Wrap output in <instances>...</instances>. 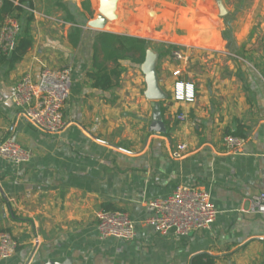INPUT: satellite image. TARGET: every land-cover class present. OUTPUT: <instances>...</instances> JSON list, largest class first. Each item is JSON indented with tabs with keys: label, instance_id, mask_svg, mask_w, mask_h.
Returning a JSON list of instances; mask_svg holds the SVG:
<instances>
[{
	"label": "crops",
	"instance_id": "obj_1",
	"mask_svg": "<svg viewBox=\"0 0 264 264\" xmlns=\"http://www.w3.org/2000/svg\"><path fill=\"white\" fill-rule=\"evenodd\" d=\"M32 3L39 15L70 26L33 20L31 48L18 63H0V141L11 138L32 152L26 164L0 159V233L17 243L0 264H191L199 255L215 264H264V215L251 202L264 193V0H118L116 17L100 30L88 26L101 16L100 0ZM100 33L143 40L145 53L159 54L167 94L159 120L128 58L119 61L116 86L92 87ZM175 46L188 57L179 78L172 76ZM44 67L70 71L69 127L57 135L23 120L11 100L20 76L37 79ZM177 80L193 86V102L174 100ZM235 134L244 139L241 154L223 142ZM181 144L183 157L172 159ZM178 186L209 193L217 215L208 230L161 235L145 225L147 202ZM99 210L125 212L134 240L100 239Z\"/></svg>",
	"mask_w": 264,
	"mask_h": 264
},
{
	"label": "built area",
	"instance_id": "obj_2",
	"mask_svg": "<svg viewBox=\"0 0 264 264\" xmlns=\"http://www.w3.org/2000/svg\"><path fill=\"white\" fill-rule=\"evenodd\" d=\"M15 5L20 6L18 3ZM24 13L33 20L42 19L60 26H70L64 21L39 15L35 9L20 6ZM21 22L15 17H6L0 23V60L9 58L16 47L21 34ZM229 55V54H228ZM171 60L178 67L172 76L179 78L187 65V52L176 46L171 50ZM190 88V92L185 90ZM71 90V77L68 68L51 69L44 67L37 79L23 73L15 84L11 97L18 115L38 131L57 135L64 132L69 123L65 120L63 110ZM193 86L176 81L174 83V100L193 102ZM180 121L183 116H177ZM223 142L232 154H241L244 139L226 136ZM186 146L181 144L171 153V158L180 160ZM32 152L22 148L16 141L6 138L0 141V159L14 165L28 163ZM251 202L254 212L264 215V193L253 194ZM150 213L145 225L161 235L172 233L178 236L208 230L213 224L217 210L211 202L209 193L189 186H178L172 194L164 199L147 202ZM96 229L100 239L114 238L125 242L134 240L136 236L133 221L125 212L99 210L95 213ZM17 249V243L8 233H0V260L11 258Z\"/></svg>",
	"mask_w": 264,
	"mask_h": 264
},
{
	"label": "trees",
	"instance_id": "obj_3",
	"mask_svg": "<svg viewBox=\"0 0 264 264\" xmlns=\"http://www.w3.org/2000/svg\"><path fill=\"white\" fill-rule=\"evenodd\" d=\"M15 3H18L20 6H27L31 9L34 8L32 0H2L0 6V22L6 17H15L19 19L23 25L18 42L15 49L11 53V56L0 60V63L7 60L11 65L18 63L32 46V40L30 38V24L33 21V17L25 15L26 18L22 21L21 19L25 14L24 10L20 6L15 5ZM164 47L167 48V46ZM145 50L146 42L143 40L123 38L113 34L100 33L97 36L95 54L93 56L94 69L93 72L89 74L92 87L103 92L109 91L112 87L116 86L117 82H113L114 79L117 80L120 76L121 67L119 61L128 58L131 63L140 66L144 61ZM99 60H101V63H99ZM102 62H113L115 63V67L112 70L107 71L104 67V63ZM233 136L243 137L241 134H235ZM191 264H215V259L207 255H199L192 259Z\"/></svg>",
	"mask_w": 264,
	"mask_h": 264
},
{
	"label": "water",
	"instance_id": "obj_4",
	"mask_svg": "<svg viewBox=\"0 0 264 264\" xmlns=\"http://www.w3.org/2000/svg\"><path fill=\"white\" fill-rule=\"evenodd\" d=\"M101 8L100 14L96 20L89 22L88 26L95 30H100L106 20H112L116 16L114 14L118 0H100ZM220 9L222 7L220 5ZM159 54L152 49H148L145 53L144 61L139 66L141 73L144 76L145 90L144 97L152 102L154 108L153 118L159 120L158 102L167 99V94L163 92L159 86V80L157 76V62Z\"/></svg>",
	"mask_w": 264,
	"mask_h": 264
},
{
	"label": "rangeland",
	"instance_id": "obj_5",
	"mask_svg": "<svg viewBox=\"0 0 264 264\" xmlns=\"http://www.w3.org/2000/svg\"><path fill=\"white\" fill-rule=\"evenodd\" d=\"M37 20V19H36ZM40 20V19H39ZM55 20H57V19H55ZM44 21H46V20H44ZM57 21H60V20H57ZM51 23V22H50ZM52 25H55V26H58L61 30L62 29H65L67 26H60V24H53V23H51ZM21 28L23 29V25H22V23H21Z\"/></svg>",
	"mask_w": 264,
	"mask_h": 264
}]
</instances>
